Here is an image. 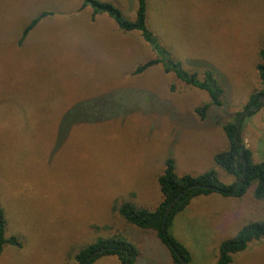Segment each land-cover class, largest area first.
Here are the masks:
<instances>
[{
  "label": "rangeland",
  "instance_id": "374dc122",
  "mask_svg": "<svg viewBox=\"0 0 264 264\" xmlns=\"http://www.w3.org/2000/svg\"><path fill=\"white\" fill-rule=\"evenodd\" d=\"M111 2L132 20L136 0ZM81 0H0V207L5 237L0 264H77L97 239L123 237L136 264H172L155 233L127 224L112 210L129 202L153 210L156 178L166 159L176 176L215 169L225 150L222 126L260 89L264 0H148V28L187 71L213 72L224 89L210 103L160 66L135 75L154 58L138 32L125 33L106 14L91 18ZM42 12L21 44L23 29ZM242 142L255 163L264 158V106L244 119ZM253 186L239 198L199 196L172 219L169 233L189 264H215L220 244L248 222L264 220ZM208 196V195H207ZM93 264H121L101 256ZM230 264H264V240Z\"/></svg>",
  "mask_w": 264,
  "mask_h": 264
},
{
  "label": "trees",
  "instance_id": "16d2710c",
  "mask_svg": "<svg viewBox=\"0 0 264 264\" xmlns=\"http://www.w3.org/2000/svg\"><path fill=\"white\" fill-rule=\"evenodd\" d=\"M80 3H82V8H91L92 19L96 15L106 14L114 21L119 30L125 33L138 32L140 34L142 40L153 52L154 58L137 66L134 71L135 75L142 74L151 67L160 66L164 73H172L175 78H178L184 84L206 92L210 103L204 104L195 110L200 119H204L210 106H222L221 99L224 89L216 75L209 70H204L201 76L197 71L185 70L181 62L173 56L167 47L161 45L158 38L148 28V0H136L135 16L132 20L125 17L121 10L111 2L81 0ZM49 15L51 13L42 12L34 17L23 29L19 44L23 42L37 22ZM258 55L259 62L256 65V71L261 87L249 95L245 106L241 112L236 114L234 120L222 126L226 148L213 156L215 166L233 177L234 181L230 184L222 183L218 179L215 169L196 175L184 174L178 177L175 174V162L169 158L165 160L163 170L156 178L161 200L153 210L144 209L129 202L117 203L112 207V210L127 224L141 230L154 232L158 240L168 248L172 264H184V262L189 264L190 262L188 251L169 233V228L172 226V219L178 213H181L191 200L210 194H218L225 198H239L252 186L253 198L264 200V158L255 163L252 160L251 150L246 149L240 134L244 119L256 112L252 111L251 108L258 107L260 98L264 97V48L259 51ZM244 111H246V114L239 121V132L235 139L236 127L234 123ZM238 143L243 145L242 155H240L241 148ZM169 208L170 210L166 215ZM2 212L0 207V255L4 246L21 247V242L17 237H5L6 221ZM261 240H264V220L246 223L232 238L220 244L215 264H230L233 255L243 252L249 243ZM100 250L101 252L98 253L97 251ZM101 256H114L119 259L121 264H125L126 261L129 264H136L139 251L131 243L126 242L123 237L97 239L95 242L81 248L75 254L74 259L77 264H93Z\"/></svg>",
  "mask_w": 264,
  "mask_h": 264
},
{
  "label": "water",
  "instance_id": "95a60500",
  "mask_svg": "<svg viewBox=\"0 0 264 264\" xmlns=\"http://www.w3.org/2000/svg\"><path fill=\"white\" fill-rule=\"evenodd\" d=\"M263 101H264V97H261L260 98V104H259V106L258 107H254V108H251L252 109V111H257V110H259V108L260 107H262L263 106ZM246 114V111H244V112H242L240 115H239V117L236 119V121H235V127H236V134H235V139H236V137H237V134H238V132H239V127H238V124H239V121H240V119L242 118V117H244V115ZM238 145H239V147L241 148V151H240V155H242L243 154V145H241L240 143H238ZM244 164H245V162H243ZM169 210H170V208L167 210V212H166V215L168 214V212H169ZM163 229H164V226H163ZM98 253H100L101 252V250L100 251H97ZM125 264H129V262L128 261H126V263ZM184 264H187V263H185L184 262Z\"/></svg>",
  "mask_w": 264,
  "mask_h": 264
},
{
  "label": "crops",
  "instance_id": "0c3cea01",
  "mask_svg": "<svg viewBox=\"0 0 264 264\" xmlns=\"http://www.w3.org/2000/svg\"><path fill=\"white\" fill-rule=\"evenodd\" d=\"M210 195H208V196H203V197H209Z\"/></svg>",
  "mask_w": 264,
  "mask_h": 264
}]
</instances>
